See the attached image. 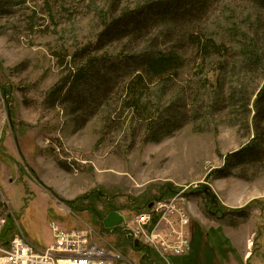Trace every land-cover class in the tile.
<instances>
[{
  "label": "rangeland",
  "instance_id": "obj_1",
  "mask_svg": "<svg viewBox=\"0 0 264 264\" xmlns=\"http://www.w3.org/2000/svg\"><path fill=\"white\" fill-rule=\"evenodd\" d=\"M187 3L0 0L6 240L21 229L44 249L52 222L90 225L115 264H167L125 229L182 192L191 250L171 264H264V0ZM210 40L225 48L204 58ZM161 58L175 64L160 79ZM112 208L127 223L102 232Z\"/></svg>",
  "mask_w": 264,
  "mask_h": 264
},
{
  "label": "built area",
  "instance_id": "obj_2",
  "mask_svg": "<svg viewBox=\"0 0 264 264\" xmlns=\"http://www.w3.org/2000/svg\"><path fill=\"white\" fill-rule=\"evenodd\" d=\"M190 223L184 193L179 192L153 202L135 216L125 231L131 242L138 240L171 264L172 258L186 256L191 250ZM51 229L53 242L44 249L34 245L19 229L9 244L0 248V264H115V259L121 257L96 242L95 235L102 237L90 225L66 229L52 222Z\"/></svg>",
  "mask_w": 264,
  "mask_h": 264
},
{
  "label": "trees",
  "instance_id": "obj_3",
  "mask_svg": "<svg viewBox=\"0 0 264 264\" xmlns=\"http://www.w3.org/2000/svg\"><path fill=\"white\" fill-rule=\"evenodd\" d=\"M179 4H180V6H182L183 4H186L187 2V4H190V5H192L193 7H199V5H200V3H203V0L201 1V0H176ZM175 2V1H174ZM190 2V3H189ZM153 4V3H152ZM151 4V5H152ZM162 5H164V3H162ZM173 7H170V8H166V9H164V11H160L159 12V16H160V20L162 21V20H164V22H162V23H160V24H167V22L166 21H171V19L172 18H174V12H172V10H174V9H172ZM195 9V8H194ZM122 19H126V15H124V16H122L119 20H115V22H119L120 20H122ZM159 20V21H160ZM160 21V22H161ZM134 23V22H133ZM133 26V25H132ZM131 27V26H130ZM225 48V46L224 45H220V44H217L214 40H210V41H208L206 44H204V45H202L201 46V50H204L203 52H204V58H206V57H208L209 55H212V54H214V53H217V52H221V50L222 49H224ZM173 64H175V61H173V60H170L169 58L167 59V58H161L160 60H157V61H148L147 62V70L148 71H150V72H152L154 75H156V76H158L160 79L163 77V75H164V73L166 72V70H167V68L169 67V66H173ZM139 78H141L140 77V75H138V77H137V79H139ZM130 86V85H129ZM135 101H134V99H132V102L131 103H129V107H132V108H134V107H139L140 108V101L138 102V103H134ZM264 102V88L261 90V92L259 93V96H258V99H257V102H256V104L258 105V104H260V103H263ZM172 133L170 132V133H167V134H165V135H163V137L160 139H157V140H151L152 142H159V141H161L163 138H165V137H168V136H170ZM257 140V139H256ZM252 143H250V146H248V147H246V149H244V150H242V151H240L238 154H236V155H233V157L235 156V157H238V158H240L242 155H243V153H245V152H250L251 151V149L253 148L252 146L254 145V144H252ZM255 148V147H254ZM233 157H230L229 159H227V162L231 159V158H233ZM229 163V162H228ZM170 194V193H169ZM170 195H172V194H170ZM173 196V195H172ZM161 198H158V199H156V200H160ZM151 203H152V201L148 204V206H150L151 205ZM213 204H216V203H214L213 202ZM147 206V207H148ZM216 206V205H215ZM146 207V208H147ZM145 208V209H146ZM112 211H117L116 209H110L106 214H102V215H100V217H99V220H100V224L102 225V220H103V218L108 214V213H110V212H112ZM12 224H13V222H12ZM10 229L12 228V227H9ZM115 230V229H114ZM6 232V231H5ZM5 232H3V233H0V240H2L1 242L2 243H4L3 245L4 246H7L8 244H9V240H6V238H5ZM4 238V239H3ZM4 240V241H3ZM145 247V246H144ZM146 248V247H145ZM148 252H149V250H148ZM150 253V252H149Z\"/></svg>",
  "mask_w": 264,
  "mask_h": 264
},
{
  "label": "water",
  "instance_id": "obj_4",
  "mask_svg": "<svg viewBox=\"0 0 264 264\" xmlns=\"http://www.w3.org/2000/svg\"><path fill=\"white\" fill-rule=\"evenodd\" d=\"M125 222H126L125 217L121 213H119L118 211H112L103 218L102 226L106 229H115L117 227L124 225ZM134 246L135 248L141 249V245L138 240L134 241Z\"/></svg>",
  "mask_w": 264,
  "mask_h": 264
},
{
  "label": "crops",
  "instance_id": "obj_5",
  "mask_svg": "<svg viewBox=\"0 0 264 264\" xmlns=\"http://www.w3.org/2000/svg\"><path fill=\"white\" fill-rule=\"evenodd\" d=\"M57 198H59V197H57ZM144 211V210H143ZM18 228H20L19 226H18ZM72 229V228H71ZM101 231L102 232H104V231H109L108 229H106V228H104L102 225H101ZM104 240V239H103ZM53 242V237H52V240H51V242H50V244ZM129 242H131V240L129 239ZM133 242H131V244H132Z\"/></svg>",
  "mask_w": 264,
  "mask_h": 264
},
{
  "label": "bare ground",
  "instance_id": "obj_6",
  "mask_svg": "<svg viewBox=\"0 0 264 264\" xmlns=\"http://www.w3.org/2000/svg\"><path fill=\"white\" fill-rule=\"evenodd\" d=\"M186 209H187V212H189V211H188V203H187V201H186Z\"/></svg>",
  "mask_w": 264,
  "mask_h": 264
}]
</instances>
